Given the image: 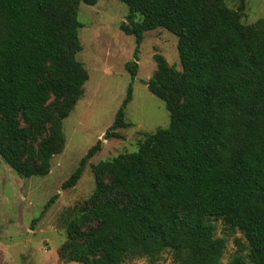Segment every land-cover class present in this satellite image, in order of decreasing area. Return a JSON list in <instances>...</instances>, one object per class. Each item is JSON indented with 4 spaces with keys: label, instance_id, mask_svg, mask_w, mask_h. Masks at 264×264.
<instances>
[{
    "label": "trees",
    "instance_id": "trees-1",
    "mask_svg": "<svg viewBox=\"0 0 264 264\" xmlns=\"http://www.w3.org/2000/svg\"><path fill=\"white\" fill-rule=\"evenodd\" d=\"M96 1L0 0V157L20 175L47 174L64 142L63 119L89 77L76 58L78 6ZM120 1L128 6L120 28L135 47L105 136L131 126L125 110L139 47L157 27L177 37L180 69L157 53L146 81L169 124L145 132L136 150L94 164L95 188L66 221L63 254L81 264H120L168 251L175 264H222L226 240L215 235L214 218L248 245L225 264H264V19L243 23L244 0L236 9L225 0ZM100 148L98 140L62 188L76 184Z\"/></svg>",
    "mask_w": 264,
    "mask_h": 264
},
{
    "label": "rangeland",
    "instance_id": "rangeland-1",
    "mask_svg": "<svg viewBox=\"0 0 264 264\" xmlns=\"http://www.w3.org/2000/svg\"><path fill=\"white\" fill-rule=\"evenodd\" d=\"M240 1L225 0L232 9ZM244 3L243 23L264 19V0H244ZM127 13L128 6L120 0H97L91 5L80 3L78 6L82 48L76 58L89 77L83 85V94L63 119L64 142L51 157L49 172L25 177L0 157V264H81L67 260L62 245L67 239L66 221L76 207L86 203L95 188L94 164L136 150L145 132L168 126L165 104L148 90L146 81L156 68L155 54L163 55L177 69L180 63L176 35L157 27L144 32L139 47L132 98L125 110V120L131 126L117 129L121 137L105 136L130 82L125 63L133 59L135 41L133 35L120 28L121 22H127ZM98 140L101 148L88 159L76 184L62 188V182ZM53 195L56 197L46 206ZM211 221L215 235L226 240L222 264L237 252L247 253V242L237 228L225 225L220 219ZM120 264L175 263L171 253L165 251L154 261L138 256Z\"/></svg>",
    "mask_w": 264,
    "mask_h": 264
}]
</instances>
